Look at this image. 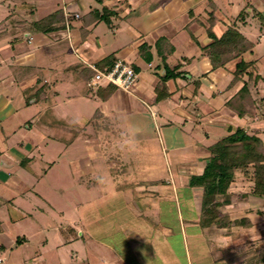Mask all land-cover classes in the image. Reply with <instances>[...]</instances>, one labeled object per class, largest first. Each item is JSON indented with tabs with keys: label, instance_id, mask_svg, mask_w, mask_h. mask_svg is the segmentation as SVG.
<instances>
[{
	"label": "crops",
	"instance_id": "1",
	"mask_svg": "<svg viewBox=\"0 0 264 264\" xmlns=\"http://www.w3.org/2000/svg\"><path fill=\"white\" fill-rule=\"evenodd\" d=\"M36 1L43 0L19 3L30 13L9 8L0 18V253L28 241L19 235L33 230L32 213L15 201L47 175L55 148L60 158L69 151L78 161L87 155L94 167L93 176L85 170L90 177L76 180L77 195L92 201L114 190L126 199L101 209L104 220H116L102 226L97 208L88 207L87 226L81 224L90 242L111 252L109 264H264V195L237 172L226 193L206 204L201 177L209 147L237 127L264 143V95L253 94L264 88V0H59L34 18L29 5ZM58 9L62 26L35 28ZM229 27L254 43L241 57L253 62L252 78L244 74L233 86L238 61L212 69L206 51ZM116 57L136 71L134 86L91 90L93 68ZM244 81L256 102L254 117L226 105ZM52 127L69 135L66 142ZM98 129L110 135L106 142L111 135L132 139L162 159L125 184L98 188V178L118 183L96 173V164L107 161Z\"/></svg>",
	"mask_w": 264,
	"mask_h": 264
},
{
	"label": "rangeland",
	"instance_id": "2",
	"mask_svg": "<svg viewBox=\"0 0 264 264\" xmlns=\"http://www.w3.org/2000/svg\"><path fill=\"white\" fill-rule=\"evenodd\" d=\"M20 2L21 0H0V18L4 15H7L6 17L9 16V12L12 11H9V8L15 9L19 14L30 13V8L19 7ZM55 2H59V0H43L31 3L29 6H33V9L36 7V11H33L34 16H32L34 18L43 17L49 12L50 8L55 7ZM63 22H65L64 13ZM241 57L236 60L240 61ZM94 73L88 78L86 84ZM253 94L264 95V88L262 87L261 91L256 90ZM53 128H50V131L63 137L66 142L69 135H65L66 133L61 132L60 129ZM97 131V138L102 140L99 142L102 149L107 150L104 155V160L107 161L96 164V173L97 175H101L100 178L105 175L118 177V183H109L108 181H101L98 178L96 182L98 188L101 186L110 190L111 186L125 184L128 180L137 178L149 170L152 164L148 163L162 159V155H160L157 149L150 152L146 148H142L141 142L133 141L132 139L128 142L126 139L120 142L119 136V140L116 141L115 138L117 136L115 135H111V142H106L110 135L104 134L100 129ZM123 137L126 138L125 136ZM108 144H112L113 149L106 148L105 146ZM80 150L85 152L84 147ZM50 152L51 159L45 167L49 166L47 171L45 169L47 175L39 179V183H33L34 188L29 192L30 197L28 195V197L16 199L15 201V204L17 203L16 205L19 206L20 204L23 205V202L26 203L28 212L32 213L33 230L30 228L20 233L19 239L22 240V235H25L28 241L22 243L16 250L11 252L10 249H7L5 252L0 253V264H9V261L7 262L8 258L12 262L10 264H109L112 258L111 252L107 250L104 244H99L94 239L90 242L86 230L87 227L84 229L81 224L85 225L87 223L88 218L85 216L86 209L94 207L98 211V223L105 226V223L109 219L107 217L106 220L102 218L104 213L101 209L105 206L112 208L123 205L124 203L122 202H125L126 199L122 198L123 195L121 193L117 194L114 190L102 198L96 197L97 200H93V197H91L92 201L88 200L89 197L77 195L73 191L76 180L78 181L79 177L81 180L90 177L84 174L85 170L86 172L87 170H93L92 176L94 175V167L88 166L89 164L87 165L89 157H86L87 155L85 154L86 156H83L81 161H78V158H73L74 156L71 155L72 153H69L70 151L68 155H64V158H60L62 154L58 155L55 148H51ZM57 158L58 160H62L59 162ZM62 167L66 170L62 171ZM93 183L91 184L93 185ZM88 195L90 194L88 193ZM77 203H82L81 208L77 207ZM114 220H116L115 216L108 222ZM16 235L14 239H16ZM103 235L104 231L99 235L101 236L100 239L104 241ZM63 239L66 245L58 246ZM243 240L244 238L237 241V243H241ZM238 250H241V248H238L236 252Z\"/></svg>",
	"mask_w": 264,
	"mask_h": 264
},
{
	"label": "trees",
	"instance_id": "3",
	"mask_svg": "<svg viewBox=\"0 0 264 264\" xmlns=\"http://www.w3.org/2000/svg\"><path fill=\"white\" fill-rule=\"evenodd\" d=\"M99 19L103 16L99 15ZM35 28L46 32L63 25V13L55 10L41 20L34 22ZM254 43L245 38L235 28L229 27L221 36L213 37L207 48V56L212 69L224 66L227 62L240 58L250 51ZM252 61L240 59L230 84L240 81L244 74L252 78ZM226 105L239 117H254L256 102L252 97L248 82L244 81L235 94L226 101ZM209 156L204 167L202 185L207 204L226 193L237 172H242L254 182V192L264 195V143L256 133L249 134L245 128L235 131L216 141L209 147Z\"/></svg>",
	"mask_w": 264,
	"mask_h": 264
},
{
	"label": "built area",
	"instance_id": "4",
	"mask_svg": "<svg viewBox=\"0 0 264 264\" xmlns=\"http://www.w3.org/2000/svg\"><path fill=\"white\" fill-rule=\"evenodd\" d=\"M75 16L78 17L77 14ZM93 69L95 73L87 83L91 89L111 84L119 89L129 91L137 80L134 68L121 57H116L109 67Z\"/></svg>",
	"mask_w": 264,
	"mask_h": 264
}]
</instances>
